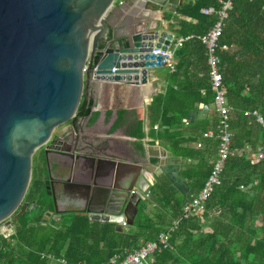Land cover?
<instances>
[{
	"label": "trees",
	"instance_id": "obj_1",
	"mask_svg": "<svg viewBox=\"0 0 264 264\" xmlns=\"http://www.w3.org/2000/svg\"><path fill=\"white\" fill-rule=\"evenodd\" d=\"M216 2L203 0L189 5L203 25L198 32L212 24L200 9ZM263 5L264 0H234L230 12V17H235L234 28H224L221 37V43L237 48L222 54L221 65L227 105L231 110L232 154L227 159L221 184L215 188L201 215L183 218L185 196L174 192L167 176L159 175L149 198L139 203L134 229L119 233L114 224L94 222L87 215L77 213L54 221L45 216L46 200H31L42 185L41 179L32 175L24 200L28 206L20 214L23 203L11 216L12 231L8 235L0 233V264H77L79 261L110 264L115 256L123 257L150 241H157L159 235L177 220L179 224L170 233L168 246L156 251L150 264H264V158L256 163L251 161L258 153L264 156V129L254 116L246 114V111L256 110L264 117ZM194 41L200 42L197 39L191 42ZM184 50L177 53L183 57ZM98 59L97 56L94 63ZM181 69L182 64H179L178 71ZM200 70L203 73L200 81L188 82L184 97L179 95L172 99L182 102V108L170 109L168 104L164 105L165 113L173 114L177 121L170 124V129L179 127L192 106L202 102L209 106L213 104L206 58L202 59ZM178 89H182L181 84ZM178 91L171 93L174 95ZM92 105V97H83L71 122L86 117ZM162 105L161 95L150 105L154 124L162 115ZM215 113L217 115L193 126L194 133L189 140L173 138L169 143L166 130L162 135L175 154L193 160L185 177L191 180L197 193L209 176L220 144L217 127L221 118L216 110ZM143 125L144 118L139 116L137 126L141 129ZM209 129L214 130V135L205 137ZM187 142H199L202 146H184ZM247 148L252 155L246 152ZM179 149L182 153L177 151ZM34 201L36 203L30 208Z\"/></svg>",
	"mask_w": 264,
	"mask_h": 264
},
{
	"label": "water",
	"instance_id": "obj_2",
	"mask_svg": "<svg viewBox=\"0 0 264 264\" xmlns=\"http://www.w3.org/2000/svg\"><path fill=\"white\" fill-rule=\"evenodd\" d=\"M160 4L162 0H0V224L11 225L8 219L31 183L35 152L74 119L90 84H145L149 70L162 66V56L153 50L168 49L173 35L152 24L151 12ZM69 135L66 131L67 141ZM85 158L90 165L79 167L100 177L98 189L106 188L102 180L112 182L108 197L115 208L104 221L119 232L134 228L138 204L152 188L150 183L141 186L149 169L113 155ZM123 179L128 185L121 184ZM92 197L89 193L88 200ZM83 212L90 218L103 216Z\"/></svg>",
	"mask_w": 264,
	"mask_h": 264
},
{
	"label": "crops",
	"instance_id": "obj_3",
	"mask_svg": "<svg viewBox=\"0 0 264 264\" xmlns=\"http://www.w3.org/2000/svg\"><path fill=\"white\" fill-rule=\"evenodd\" d=\"M162 1L163 4H160L159 9L152 10L151 12L152 24L154 25V27H158L160 31H167L173 35V39L168 45V50H170L173 55L174 69L164 64H162V66L152 68L149 70L148 82L139 85L94 81L89 85V95L84 96L86 98H93V105L91 107L90 113L86 117L79 118L76 123L72 124L71 122H69L68 125L64 126L58 132H61L62 134L67 131V133L70 134V128H72L73 126L74 128H81L83 131L93 130L94 132H96V136L100 140H105V142H108L110 144L111 155L128 161L141 162L144 167H147V169H149V171L147 172L144 171L146 178L141 183L143 189H146L148 187V183L152 184L153 187L155 182H157L159 175H165L171 180V186L174 192L180 193L182 196H185V202L193 195L197 194L196 190L192 186L191 180L185 177V172H187L188 170V165L193 162V160L184 157L183 155L175 154L172 149L168 148L167 141L170 143L173 138H176V140H189L193 136V134L191 133H194L193 126H195L198 122H202L217 115V113H215L216 108L214 106V102L210 106L204 104L203 102L198 103L192 106L190 111H188L186 117L182 119L181 123H179V127L170 129V124H176L177 121L174 120L175 117L173 114L165 113L164 105L168 104V107L170 109L182 108V102H176L172 99H177L179 95L181 97H184L186 92L184 88L185 85H188V82L195 81V79V83L200 81V79L203 77V73L200 70L202 68V59L206 58V63L209 67L206 47L199 37L200 34L201 36L204 35L212 27L213 23L216 20V16L203 14L201 11V9L203 8L202 7L200 9V13L202 15H205L206 17H209L212 21V24L208 26L203 32H198L199 28H201V26L203 25L200 24L199 19H197V16L195 13H193L192 9L189 8V5H194L198 1L203 0ZM218 3L219 0H217L215 4H210L204 7L218 6ZM117 14L119 15V17L123 16L120 11H118ZM234 22L235 17L229 16L224 24V28H229L230 30H232V28H234ZM191 35H193L194 37L185 40L182 46H179L177 44L180 38ZM195 39H197L201 43H195V41L191 42ZM187 42L189 43L186 44ZM221 44L227 46V49L222 51L221 55L226 51L233 52L237 49L235 45H232L230 47L225 43ZM182 48H185L183 57H181L177 53ZM179 64H182V69L180 71H178ZM209 83H211V78H209ZM179 84H181L182 89H178ZM194 84H192L191 87H193ZM177 90L179 91L176 94L173 95L171 93V91L174 92ZM202 94H204L203 91ZM159 95L163 96V105L160 107L162 110V115L154 124L150 117V105L153 103L154 98ZM254 111L256 110L246 111V114L254 116L256 118V121L261 125V123L258 121V116L253 113ZM257 113L261 115L259 112ZM139 116L144 118V125L141 129H139L137 126ZM164 130H166L165 135L167 141L165 140V137L162 136ZM200 144L201 143L199 142H187L184 144V146H196V148H200L202 146ZM177 151L181 150L179 149ZM246 152L251 153L250 148H247ZM216 157L217 155L212 160V167ZM35 169L37 170L40 176L39 179H41V183L43 184L42 175L39 171V168ZM121 184L128 185V180H121ZM135 189L138 190V188L136 187ZM101 191L102 192H100V195L97 196V199L99 200H102L104 197V191ZM87 193L88 190H83L82 195L81 190L77 191L75 190V188L70 187L65 190V194L63 191V196L61 195V197L64 200H74L81 196L82 199H86L88 197ZM149 194L150 192L144 194L145 200L149 198ZM37 195H35L33 199H35ZM82 201L86 203L89 200ZM35 203L36 202H34V204ZM44 206L47 207L48 203L45 202ZM70 214L75 213L55 216L50 211V209L46 210L45 212V216L47 218L53 219L54 221H61L67 216L70 217ZM77 214H85L89 217V214L86 213L80 212ZM107 218H109L108 215L103 214V216L101 217L93 216L92 218H90V220L98 223L113 224L111 222L104 221V219ZM173 224L171 226H168L163 232L170 231ZM114 228L116 232H119L116 230L115 224ZM128 228L129 227H126L123 232L132 229V227H130L129 229Z\"/></svg>",
	"mask_w": 264,
	"mask_h": 264
},
{
	"label": "built area",
	"instance_id": "obj_4",
	"mask_svg": "<svg viewBox=\"0 0 264 264\" xmlns=\"http://www.w3.org/2000/svg\"><path fill=\"white\" fill-rule=\"evenodd\" d=\"M234 0H219L218 6H208L201 9L205 15H215L216 20L212 27L202 36L200 40L206 47L207 60L210 68L211 78V90L214 94V106L221 118V122L217 127V132L220 138V144L218 147V154L214 161L211 172L205 181L200 191L193 195L190 199L186 200L183 206V218H189L191 216L201 215L206 208V203L215 188L221 184V177L225 170L226 162L229 156L232 154V132L230 130V113L231 110L227 105V89L223 83V75L221 72L222 65V51L227 49L226 45L221 44V37L224 33V24L230 16V12L233 8ZM194 36H187L178 40V45L182 46L184 41ZM154 54L162 56V64L167 65L174 69L173 55L168 49L154 48ZM86 70V69H85ZM114 71V68H113ZM258 116V121L261 123L264 129V117L259 115L257 111L253 112ZM214 130L209 129L205 132V137H212ZM201 145V144H200ZM264 158L262 153L251 158L252 163H256ZM179 224V220L175 221L170 231L162 232L158 241L148 242L146 245L139 249H134L128 252L123 257L115 256L110 260V264H150L154 258L153 254L161 248H166L169 244L170 233L176 229ZM51 260L53 258L48 255ZM64 262V260H62ZM77 264H90L86 261H79Z\"/></svg>",
	"mask_w": 264,
	"mask_h": 264
},
{
	"label": "flooded vegetation",
	"instance_id": "obj_5",
	"mask_svg": "<svg viewBox=\"0 0 264 264\" xmlns=\"http://www.w3.org/2000/svg\"><path fill=\"white\" fill-rule=\"evenodd\" d=\"M70 130L68 141L65 137V132L61 134L58 129L53 133L51 139L35 152L33 168H39L43 184L38 191V197L31 200H46L45 202L48 203V206L45 207V212L50 209L55 216L80 212L88 214V212H83V210L92 213L103 212L102 214L112 212L114 205L109 201L108 197L112 189L109 186H111L112 182L102 180L106 188L103 190V199L99 200L97 196L102 191L95 185V180L100 181V177L89 176L79 167L80 163L90 165V161L85 158L87 154L111 156L110 144L105 142V140H100L93 130L83 131L81 128H74V126ZM66 151H69V154ZM87 184L89 185L87 194L93 193L90 201L84 203L82 200H88V197L82 199V196L74 200H64L61 197V195L63 196V191L65 194V190L70 187L75 188L77 191L81 190L83 195V190H87L85 187ZM34 202L32 203L33 205ZM1 233L9 234L4 231Z\"/></svg>",
	"mask_w": 264,
	"mask_h": 264
},
{
	"label": "rangeland",
	"instance_id": "obj_6",
	"mask_svg": "<svg viewBox=\"0 0 264 264\" xmlns=\"http://www.w3.org/2000/svg\"><path fill=\"white\" fill-rule=\"evenodd\" d=\"M69 123V122H68ZM68 123L67 124H65V125H63V126H61V127H59L58 129L60 130V129H62L64 126H66V125H68ZM58 129H56V131L58 130ZM55 131V132H56ZM32 175H34V176H36V177H40L39 176V174H38V172H37V170L35 169V168H33V173H32ZM26 199V198H25ZM23 203H25V201L23 200V202H22V204ZM27 203V202H26ZM25 203V204H26ZM21 204V205H22ZM9 221H11V218H9L8 219ZM11 223H12V221H11ZM12 225V224H11ZM9 226V225H7V224H5V222H3L2 224H1V226H0V233L2 232V231H4V232H6V233H10L11 231H12V226Z\"/></svg>",
	"mask_w": 264,
	"mask_h": 264
}]
</instances>
